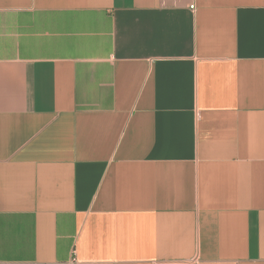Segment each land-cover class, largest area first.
<instances>
[{
    "label": "crops",
    "instance_id": "0c3cea01",
    "mask_svg": "<svg viewBox=\"0 0 264 264\" xmlns=\"http://www.w3.org/2000/svg\"><path fill=\"white\" fill-rule=\"evenodd\" d=\"M0 264H264V0H0Z\"/></svg>",
    "mask_w": 264,
    "mask_h": 264
},
{
    "label": "built area",
    "instance_id": "2783aa9c",
    "mask_svg": "<svg viewBox=\"0 0 264 264\" xmlns=\"http://www.w3.org/2000/svg\"><path fill=\"white\" fill-rule=\"evenodd\" d=\"M189 9H190V10H194V5H193V4L190 5V6H189Z\"/></svg>",
    "mask_w": 264,
    "mask_h": 264
}]
</instances>
